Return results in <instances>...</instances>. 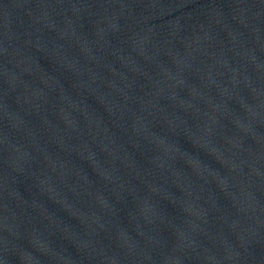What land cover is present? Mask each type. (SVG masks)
<instances>
[{
	"label": "water",
	"instance_id": "water-1",
	"mask_svg": "<svg viewBox=\"0 0 264 264\" xmlns=\"http://www.w3.org/2000/svg\"><path fill=\"white\" fill-rule=\"evenodd\" d=\"M0 238L264 264V0H0Z\"/></svg>",
	"mask_w": 264,
	"mask_h": 264
}]
</instances>
